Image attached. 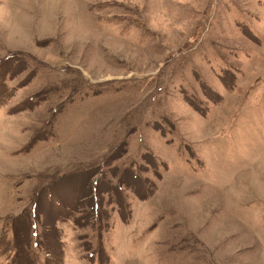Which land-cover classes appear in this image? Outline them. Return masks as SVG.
I'll return each instance as SVG.
<instances>
[{
  "label": "rangeland",
  "instance_id": "rangeland-1",
  "mask_svg": "<svg viewBox=\"0 0 264 264\" xmlns=\"http://www.w3.org/2000/svg\"><path fill=\"white\" fill-rule=\"evenodd\" d=\"M0 264H264V0H0Z\"/></svg>",
  "mask_w": 264,
  "mask_h": 264
}]
</instances>
